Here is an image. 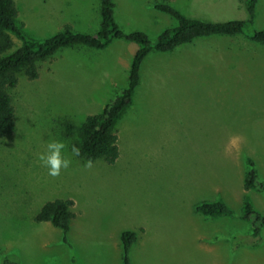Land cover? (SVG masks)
Returning <instances> with one entry per match:
<instances>
[{
    "label": "rangeland",
    "instance_id": "rangeland-1",
    "mask_svg": "<svg viewBox=\"0 0 264 264\" xmlns=\"http://www.w3.org/2000/svg\"><path fill=\"white\" fill-rule=\"evenodd\" d=\"M164 0H114L125 32L156 40L176 20L154 8ZM191 18L247 20L248 0H171ZM17 21L43 40L63 30L94 34L99 0H15ZM254 27L264 30V0ZM13 42L7 53L21 41ZM137 44L116 40L102 50L65 48L9 89L16 126L0 138V264H73L61 229L35 216L46 202L72 201L68 240L75 264H123L121 235L136 232L132 264H264V229L253 242L241 219L248 198L264 214V193L244 188L254 163L264 182V45L246 36L201 37L173 52L150 54L133 104L118 121L120 154L110 164L71 149L63 123L80 126L128 85ZM62 141L72 163L56 177L39 155ZM203 200H222L233 216L196 213Z\"/></svg>",
    "mask_w": 264,
    "mask_h": 264
},
{
    "label": "trees",
    "instance_id": "trees-1",
    "mask_svg": "<svg viewBox=\"0 0 264 264\" xmlns=\"http://www.w3.org/2000/svg\"><path fill=\"white\" fill-rule=\"evenodd\" d=\"M100 1V28L96 33L74 31L66 26L63 30L43 40H37L28 35L24 25L17 21L18 10L15 0H0V138L13 133L15 121V109L9 89L17 86L19 78L26 76L31 80L39 77L38 64L53 58L65 48L84 47L102 50L110 46L116 40H126L137 44V49L132 57L128 85L111 100L105 108L95 114L86 117L80 126H76L70 119L63 123L66 137L77 136L74 145L80 149V157L85 161L104 159L114 163L120 154L118 137L115 134L118 121L131 107L137 89L142 82V68L144 62L153 52L168 53L193 43L201 37L246 36L255 43L264 45V30L254 27L256 19L257 0H248L247 20L206 21L199 18H191L176 9L171 0L156 2L154 8L173 17L177 24L165 29L156 40H151L149 35L141 30L125 32L115 18L114 0ZM14 35L21 41V45L13 52V42L8 34ZM247 162L250 168L244 178L246 190H256L264 193V182L259 178L258 171L251 159ZM241 219L251 224V237L258 243L264 229V214L256 210L252 201L248 198L242 203ZM72 201L68 199H55L43 205L35 216L38 222H50L61 229L63 242L69 246L72 263H76L73 245L68 240L72 213L70 207ZM195 211L204 217L233 216L232 210L222 200H203L199 202ZM136 241V232L126 230L121 235L123 249V264H132L130 253ZM1 264H20L10 255H5Z\"/></svg>",
    "mask_w": 264,
    "mask_h": 264
},
{
    "label": "clouds",
    "instance_id": "clouds-1",
    "mask_svg": "<svg viewBox=\"0 0 264 264\" xmlns=\"http://www.w3.org/2000/svg\"><path fill=\"white\" fill-rule=\"evenodd\" d=\"M66 145L62 141H52L47 144L46 151L39 155V159L44 167L48 169V175L52 177L59 176L62 170H67L72 161L63 153ZM72 153L75 156L80 155V149L75 145L72 146ZM92 161L89 160L86 167H91Z\"/></svg>",
    "mask_w": 264,
    "mask_h": 264
}]
</instances>
